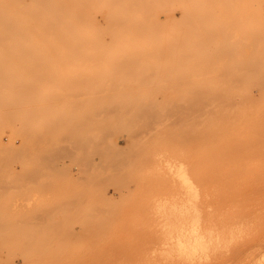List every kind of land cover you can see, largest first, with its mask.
<instances>
[{
    "label": "rangeland",
    "instance_id": "374dc122",
    "mask_svg": "<svg viewBox=\"0 0 264 264\" xmlns=\"http://www.w3.org/2000/svg\"><path fill=\"white\" fill-rule=\"evenodd\" d=\"M250 1L3 0L24 25L0 34V264H264V0ZM178 165L224 237L190 257L167 236V207L190 196Z\"/></svg>",
    "mask_w": 264,
    "mask_h": 264
},
{
    "label": "bare ground",
    "instance_id": "6f19581e",
    "mask_svg": "<svg viewBox=\"0 0 264 264\" xmlns=\"http://www.w3.org/2000/svg\"><path fill=\"white\" fill-rule=\"evenodd\" d=\"M1 2H0V34H4L6 31H7V29H6V26H8V25H10V24H16L17 25V27H16V34H21V32H20V29L22 28V25H24L23 23V21L21 20V18H20V12L22 11V6L21 5H19L17 2L16 3H14V4H11V6H3L2 5V2H3V0H0ZM57 1H59V0H57ZM252 1V0H251ZM250 1V2H251ZM10 2V1H9ZM222 2V1H221ZM225 2V1H224ZM226 3H228L227 1L225 2V4ZM248 3V2H247ZM224 4V3H223ZM249 5H251V4H249ZM224 6V5H223ZM227 7H228V5H227ZM253 7V6H252ZM47 8V7H46ZM147 8V7H146ZM254 8V7H253ZM50 9V8H49ZM163 9V8H162ZM261 9V8H260ZM51 10V9H50ZM147 10V9H146ZM62 11V10H61ZM144 11V10H143ZM83 12V11H82ZM145 12V11H144ZM148 12V11H147ZM149 13V12H148ZM147 14V13H146ZM150 14V13H149ZM65 15V14H64ZM78 16L77 17H79V14H77ZM254 15V14H253ZM13 18H15V20L13 19ZM26 18V17H25ZM81 18V17H80ZM193 18V17H192ZM152 19V18H151ZM120 20V19H119ZM235 20V19H234ZM153 21V20H152ZM194 21V20H193ZM260 21V20H259ZM75 22H77V21H75ZM188 22H190V21H188ZM205 22V21H204ZM169 23V22H168ZM194 23V22H193ZM26 24V23H25ZM173 25V24H172ZM176 25H178V24H176ZM175 25V26H176ZM183 25V24H182ZM191 25V24H190ZM194 25H196V24H194ZM210 25V24H209ZM58 26H61V24L60 25H58ZM197 26V25H196ZM262 26V25H261ZM157 28V27H156ZM161 28V27H160ZM159 29V28H158ZM244 29V28H243ZM176 30V29H175ZM205 30V29H204ZM181 31V30H180ZM99 32V31H98ZM210 32V31H209ZM94 33H95V31H94ZM100 33V32H99ZM180 33V32H179ZM214 33V32H213ZM73 34H76V33H73ZM103 34V33H102ZM172 34V33H171ZM259 34V33H258ZM98 35V33L96 32V36ZM111 35V34H110ZM174 35V34H173ZM204 36H205V34H203ZM214 35V34H213ZM59 36H61V35H59ZM77 36V35H76ZM172 36V35H171ZM40 37V36H39ZM177 37V36H176ZM222 37V36H221ZM221 37H220V40H221ZM42 38V37H41ZM40 39V38H39ZM45 39V38H44ZM94 39V38H93ZM113 39V38H112ZM46 41V40H45ZM95 41H96V39H95ZM13 42V41H12ZM33 42V41H32ZM110 42V41H109ZM95 43V42H94ZM221 43V42H220ZM46 44V43H45ZM139 44V43H138ZM246 44V43H245ZM49 45V44H48ZM162 45V44H161ZM224 45V44H223ZM91 46V45H90ZM247 46V45H246ZM50 47V46H49ZM162 47V46H161ZM222 48V47H221ZM49 49V48H48ZM51 49V48H50ZM5 50V46H4V43L2 42V41H0V54L1 53H3V51ZM43 51V50H42ZM76 51H78V50H76ZM220 51H221V49H220ZM226 51H224V53H225ZM81 53V52H80ZM167 53V52H166ZM165 53V55H167ZM190 53V52H189ZM55 54V53H54ZM53 54V55H54ZM82 54V53H81ZM99 54V53H98ZM227 54V53H226ZM85 55V54H84ZM48 56V54H46V57ZM185 56V55H184ZM226 56V55H225ZM55 57H56V54H55ZM165 57V56H164ZM48 58L49 57H47V61H48ZM57 58H59V57H57ZM158 58V57H157ZM160 58V57H159ZM161 58H162V55H161ZM123 59V58H122ZM177 60H179V59H177ZM46 61V62H47ZM149 61V60H148ZM151 61V60H150ZM49 64L48 65H50V61L48 62ZM60 63H61V61H60ZM150 63V62H149ZM61 64H63V63H61ZM122 66L124 65V64H121ZM118 66V69H119V67H122V66ZM133 65V64H132ZM63 66V65H62ZM144 66V65H143ZM236 66V65H235ZM52 67V66H51ZM145 67V66H144ZM126 68V67H125ZM76 69V68H75ZM127 69V68H126ZM140 69H141V66L139 67V71H140ZM252 69V68H251ZM49 70V69H48ZM74 70V69H73ZM125 70V69H124ZM128 70H129V68H128ZM132 70V69H131ZM137 70V71H138ZM222 70H224V69H222ZM65 71V70H64ZM71 71H72V69H71ZM116 71H118V70H116ZM126 71V70H125ZM150 71H151V66H150ZM79 72V71H78ZM114 72V71H113ZM131 72V71H130ZM152 72V71H151ZM261 72V71H260ZM51 73V75H52V72H50ZM49 73V74H50ZM59 73V72H58ZM81 73H83V72H81ZM127 73V72H126ZM221 73H222V71H221ZM35 74V73H34ZM63 74V73H62ZM62 74H60L61 75V77H59L60 75H58L57 74V76L60 78L59 80L61 81V78H62ZM65 74V73H64ZM68 74V73H67ZM131 74V73H130ZM36 75H38V73L36 74ZM54 76H56V74L54 73L53 74ZM52 75V76H53ZM127 75V74H126ZM223 75V74H222ZM257 75H260L259 73H257ZM40 76V75H39ZM42 76V75H41ZM54 76H53V78H54ZM63 76H66V75H63ZM117 76V75H116ZM132 76V75H131ZM225 76V75H224ZM38 77V76H37ZM43 77H44V75H43ZM42 77V78H43ZM69 77V74L67 75V78ZM143 77V76H142ZM48 78V77H47ZM64 78V77H63ZM62 78V79H63ZM71 78V74H70V77H69V79ZM125 78H126V76H125ZM260 78V76L258 77V79ZM37 79V78H36ZM45 79H46V77H45ZM48 79H50V76H49V78ZM56 79H57V77H56ZM73 79H75V78H73ZM72 79V80H73ZM237 79V78H236ZM255 79V78H254ZM26 80V79H25ZM47 80V79H46ZM68 80V79H67ZM71 80V79H70ZM70 80H68V81H66L67 82V85H68V83H69V81ZM81 80V79H80ZM83 80V79H82ZM82 80H81V82H82ZM114 80H115V78H114ZM147 80V79H146ZM238 80V79H237ZM240 80V79H239ZM49 82H50V80H48ZM52 81V80H51ZM63 81V80H62ZM84 81V80H83ZM255 81H257V80H255ZM258 81H261V80H258ZM257 81V82H258ZM52 82H54V81H52ZM51 82V83H52ZM73 82V81H72ZM75 82H76V80H75ZM80 82V83H81ZM25 83V82H24ZM82 83H84V82H82ZM124 83H125V81H124ZM253 83V82H252ZM256 83V82H255ZM28 84H30V83H28ZM54 85H56L57 83L56 82H54L53 83ZM65 84V85H64ZM64 86L65 87H67L66 86V83L64 82ZM72 84H74V83H72ZM89 83L87 82V85H88ZM116 84V83H115ZM239 84H240V82H239ZM30 85H32V83L30 84ZM29 85V86H30ZM58 85V84H57ZM80 85V84H79ZM83 85V84H82ZM81 85V87H83ZM89 85H91V84H89ZM136 85V84H135ZM28 85H26V87H27ZM59 86H61V85H59ZM58 86V87H59ZM92 86V85H91ZM101 86V85H100ZM103 86V85H102ZM110 86V85H109ZM128 86H130V85H128ZM232 86V85H231ZM235 86V85H234ZM239 86V85H238ZM237 86V87H238ZM62 87V86H61ZM89 87V86H88ZM125 87V86H124ZM68 88H69V86H68ZM79 88V87H78ZM78 88H77V91H78ZM100 88H102V87H100ZM99 88V89H100ZM107 88V87H106ZM123 88V87H122ZM81 89V88H80ZM85 89H87V88H85ZM109 89H115V88H110L109 87ZM121 89V88H120ZM236 89V88H235ZM88 90V89H87ZM87 90H85V91H87ZM156 90V89H155ZM95 91V90H94ZM97 92H98V90H96ZM100 91V90H99ZM67 92V91H66ZM79 92V91H78ZM84 92V90L82 91V93ZM88 92H90V91H88ZM112 92V91H111ZM175 92V91H174ZM80 93V92H79ZM107 93V92H106ZM113 93V92H112ZM81 94V93H80ZM73 95V94H72ZM76 95H77V93H76ZM98 96H99V94H97ZM97 95L95 94L94 96H96L97 97ZM105 95H107V94H105ZM9 97V95H8V93L7 92H5L4 90H2L1 91V93H0V100H5V99H7ZM107 97V96H106ZM221 97V96H220ZM60 98V97H59ZM84 98V97H83ZM164 98H165V96H164ZM198 98V97H197ZM196 100H198V99H196ZM220 100V99H219ZM7 101V100H6ZM199 101V100H198ZM204 101V100H203ZM114 102V101H113ZM64 103V102H63ZM77 103H78V101H77ZM191 103V102H190ZM190 103H189V105H190ZM116 104V103H115ZM82 105V104H81ZM192 105V104H191ZM105 106V105H104ZM179 106H180V104H179ZM183 106V105H182ZM193 106V105H192ZM99 107V106H98ZM203 107V106H202ZM105 107H103V108H101V109H103V112L104 113H106L105 112V110L106 109H104ZM112 108V107H111ZM189 108V107H188ZM100 109V108H99ZM100 109V110H101ZM107 109H108V107H107ZM169 109V108H168ZM184 109H185V105H184ZM184 109L182 110V112L184 111ZM191 109V108H190ZM193 109V108H192ZM196 109V108H195ZM199 109H201V108H199ZM211 109V108H210ZM19 110V109H18ZM109 110L111 111V109L109 108ZM148 110V109H147ZM156 110H157V108H156ZM186 110V109H185ZM142 111H145L144 110V108H143V110ZM149 111V110H148ZM147 111V112H148ZM159 111V110H158ZM170 111V110H169ZM176 111V110H175ZM188 111V110H187ZM193 111V110H192ZM209 111V110H208ZM74 112V111H73ZM94 112V111H93ZM146 112V111H145ZM146 112V113H147ZM157 112V111H156ZM195 112V111H194ZM34 113V112H33ZM84 113V112H83ZM103 113V114H104ZM138 113V112H137ZM141 113V112H140ZM150 113V112H149ZM152 113V112H151ZM155 113V112H154ZM160 113V112H159ZM171 113H176V116H178V114H177V112H171ZM197 113V112H196ZM94 114V113H93ZM148 114V113H147ZM163 114V113H162ZM164 114H166V112H164ZM163 114V115H164ZM5 115V114H4ZM86 115V114H85ZM149 115V114H148ZM148 115L146 116V117H148ZM152 115V114H151ZM155 115H156V113H155ZM181 115V114H180ZM160 116H161V114H160ZM167 116H169V115H167ZM175 116V115H174ZM185 116V115H184ZM183 116V117H184ZM187 116V115H186ZM86 117V116H85ZM115 117V116H114ZM156 117V116H155ZM179 117V116H178ZM182 117V116H181ZM193 117V116H192ZM8 118H9V116H8ZM12 118V117H11ZM162 118H164V117H162ZM190 118V117H189ZM10 119V118H9ZM175 119V118H174ZM181 119V118H180ZM12 119H10V121H11ZM170 120H171V118H170ZM181 120H183V118L181 119ZM180 120V122H182ZM185 120V119H184ZM184 120H183V122H184ZM190 120V119H189ZM9 121V122H10ZM146 121V120H145ZM175 121H176V119H175ZM12 122V121H11ZM22 122V121H21ZM168 121H166V123H167ZM174 122V121H173ZM18 123H19V121H18ZM148 123V122H147ZM146 123V124H147ZM151 123V122H150ZM143 124V123H142ZM168 124V123H167ZM170 124H172V121L170 122ZM176 124V123H175ZM183 124V123H182ZM148 125V124H147ZM169 125V124H168ZM181 125V124H180ZM12 126H13V124H12ZM149 126H151V125H149ZM228 126V125H227ZM14 127V126H13ZM151 128V127H150ZM14 129V128H13ZM140 129V128H139ZM142 129V128H141ZM140 129V130H141ZM261 129V128H260ZM17 130V129H16ZM15 130V131H16ZM18 131V130H17ZM70 131V130H69ZM212 131V130H211ZM245 131V130H244ZM257 131V130H256ZM105 131H103V133H104ZM109 132V131H108ZM205 132V131H204ZM102 133V134H103ZM109 133H111V132H109ZM259 133V132H258ZM262 133V132H261ZM65 135H66V133H64ZM105 134V133H104ZM135 135V134H134ZM149 135V134H148ZM202 135H203V133H202ZM201 136V135H200ZM60 137H62V135L60 136ZM65 137V136H64ZM87 137H89V136H87ZM105 137H106V135H105ZM148 137V136H147ZM206 137V136H205ZM257 137H258V135H257ZM102 138V137H101ZM190 138V137H189ZM254 138V137H253ZM89 139H90V137H89ZM99 139V138H98ZM97 139V140H98ZM185 139V138H184ZM257 139V138H256ZM256 139H254V140H256ZM103 140V139H102ZM253 140V141H254ZM258 140V139H257ZM95 141V140H94ZM93 141V142H94ZM192 141V140H191ZM95 142H98V141H95ZM256 142H258V141H254V143H256ZM22 143V142H21ZM82 143V142H81ZM235 143V142H234ZM261 143V142H260ZM262 143H264V142H262ZM98 144V143H97ZM222 144V143H221ZM250 144V143H249ZM64 145V144H63ZM106 145V144H105ZM239 145V144H238ZM65 146V145H64ZM226 146V145H225ZM261 146H264V145H262L261 144ZM54 147H56V146H54ZM57 147H60V146H57ZM83 147V146H82ZM94 147V146H93ZM95 147H96V144H95ZM94 147V148H95ZM260 147V146H259ZM259 147H258V150H259ZM3 149V148H2ZM11 149V148H10ZM46 149V148H45ZM97 149V148H96ZM116 149V148H115ZM124 149V148H123ZM255 149V148H254ZM254 149H252V150H254ZM68 149H66L64 152H66ZM84 150H85V148H84ZM225 150V149H224ZM231 150V149H230ZM40 151V150H39ZM43 151H44V149H43ZM57 151V150H56ZM94 151V150H93ZM96 151V150H95ZM248 151V150H247ZM255 151V150H254ZM54 152V151H53ZM52 152V153H53ZM61 151H59V154H61L60 153ZM64 152H62V153H64ZM101 152V151H100ZM110 152H113L114 153V151H110ZM130 152V151H129ZM189 152V151H188ZM244 152V151H243ZM251 152V151H250ZM41 153V152H40ZM56 153H58V152H56ZM246 154H247V152H245ZM256 153V152H255ZM51 154V153H50ZM65 154V153H64ZM68 154V153H67ZM97 154V153H96ZM100 154V153H99ZM99 154H98V156H99ZM133 153H131V155H132ZM248 154H250V153H248ZM247 154V155H248ZM254 154V153H253ZM42 155V154H41ZM40 155V156H41ZM58 155V154H57ZM70 155V154H69ZM88 155V154H87ZM95 155V154H94ZM101 155V154H100ZM114 155V154H113ZM129 155V154H128ZM148 155V154H147ZM214 155V154H213ZM212 155V156H213ZM251 155V154H250ZM4 156V155H3ZM27 156V155H26ZM39 156V157H40ZM46 156V155H45ZM48 156V155H47ZM61 156V155H60ZM102 156V155H101ZM198 156V155H197ZM205 156V155H204ZM211 156V155H210ZM209 156V157H210ZM10 157H11V155H10ZM41 157H43V155L41 156ZM49 157V156H48ZM48 157H46V158H48ZM55 157H57V156H55ZM62 157V156H61ZM60 157V158H61ZM70 157H71V155H70ZM84 157V156H83ZM82 157V158H83ZM110 157V156H109ZM147 157V156H146ZM200 157V156H199ZM219 157V156H218ZM242 157H244V155L242 156ZM51 158H53V157H51ZM66 158V157H65ZM81 158V159H82ZM84 158H86V157H84ZM111 158V157H110ZM123 158V156L121 157V159ZM202 159H203V157H201ZM88 159H90V158H88ZM109 159V158H108ZM120 159V158H119ZM194 159H196V158H194ZM193 159V160H194ZM233 159V158H232ZM11 160V159H10ZM50 160V159H49ZM91 160V159H90ZM89 160V161H90ZM110 160V159H109ZM118 160V159H117ZM192 160V161H193ZM201 160V159H200ZM4 161H6V159L4 160ZM9 161V160H8ZM46 161H47V159H46ZM92 161V160H91ZM90 161V162H91ZM123 162H124V160H122ZM204 160H202L201 162H203ZM206 161V160H205ZM209 161V160H208ZM227 161V160H226ZM119 162V161H118ZM144 162H145V160H144ZM228 162V161H227ZM232 162V161H231ZM112 163H115V162H112ZM147 163H149V162H147ZM208 163V162H207ZM216 163V162H215ZM121 164V163H120ZM199 164V163H198ZM113 166V165H112ZM117 166V165H116ZM118 167V166H117ZM154 167V166H153ZM197 167H198V165H197ZM201 167V166H200ZM113 168V167H112ZM111 168V169H112ZM176 169H174V175L176 174V176L178 177V179L180 180V182L182 183V185L183 186H185V191H186V193H188L189 195V197L186 195V197H188L187 198V201H188V203L187 204H184V205H180V206H170V207H167V209H170L171 211H170V213H168V214H170L169 216H171V217H169L168 219H170V220H167V219H165L166 220V224H168L171 228L169 229V233H170V235L171 236H169V235H167L168 237H174V238H176V240H177V242L179 243V245H180V248H181V250H182V253L184 252L185 254L187 253L189 256L188 257H190L191 255H195V254H199V253H205L207 250H209V248H212V246H214V245H217L218 243H220V242H222V240H223V238L224 237H222L221 236V234L220 233H217V230L215 231V227H213L214 226V224H212V220L211 221H209L212 225L211 226H207L208 224H207V222H206V224L207 225H205V220H204V223L202 224V222H203V219H202V214H201V212H200V210H199V207L197 206V204L195 203L196 202V197H194L195 195H196V188H197V186H195L194 184L192 185V181H190V178L191 177H189V175H188V172L186 171L187 169V167H185L184 165H178V166H176L175 167ZM115 169V168H114ZM154 169V168H153ZM191 169V168H190ZM147 170H149V169H147ZM161 170V169H160ZM212 170V169H211ZM121 171V170H120ZM172 171V170H171ZM196 171V170H195ZM154 172V171H153ZM158 174H159V172L158 171H156ZM116 173H117V171H116ZM118 173H119V171H118ZM126 174V173H125ZM23 175H25V174H23ZM120 175V174H119ZM29 176V175H28ZM27 176V177H28ZM125 176V175H124ZM24 177V176H23ZM20 178V177H19ZM18 179V178H17ZM174 179V178H173ZM20 180V179H19ZM194 186L196 187V188H194ZM180 187V186H179ZM184 191V192H185ZM182 192V191H181ZM182 198V197H181ZM219 198V197H218ZM223 198H225L224 196H223ZM220 199H222V198H220ZM230 199V198H229ZM233 199V198H232ZM185 200V199H184ZM186 201V200H185ZM186 201V202H187ZM207 201V200H206ZM219 201V200H218ZM224 201V200H223ZM173 202V201H172ZM209 202V201H208ZM207 202V203H208ZM212 202V201H211ZM210 203V202H209ZM169 204V203H168ZM159 205V204H158ZM223 205V204H222ZM227 205V204H226ZM160 207V206H159ZM206 207H208V206H206ZM217 206H215V208H216ZM235 207H237V206H235ZM157 208V207H156ZM139 209V208H138ZM173 210H175V212H173ZM138 211V210H137ZM136 211V212H137ZM169 211V210H168ZM177 211V212H176ZM212 211V210H211ZM165 213V212H164ZM218 213V212H217ZM216 213V214H217ZM227 213V212H226ZM166 214H167V212H166ZM168 214H167V216H168ZM212 214H213V211H212ZM162 215V214H161ZM165 215V214H164ZM209 215V214H208ZM215 215V214H214ZM213 215V216H214ZM216 216V215H215ZM218 216V215H217ZM166 217V216H165ZM206 217V216H205ZM164 218V217H163ZM163 218H162V220H163ZM167 218V217H166ZM217 218V217H216ZM208 222V223H209ZM214 222H215V220H214ZM213 222V223H214ZM163 223H165V222H163ZM162 222H161V225L163 224ZM210 223H209V225H210ZM216 223V222H215ZM151 224V223H150ZM158 225V224H157ZM206 226L204 229H203V226ZM156 226V225H155ZM216 227H217V224L215 225ZM231 229V228H230ZM147 230H148V228H147ZM163 230V229H162ZM132 231H134V230H132ZM164 231H165V229H164ZM168 230H166V232H167ZM229 231V230H228ZM231 231V230H230ZM135 232V231H134ZM222 232V231H221ZM224 232V231H223ZM164 233V232H163ZM217 233V234H216ZM226 233V232H225ZM231 233V232H230ZM230 233H228L229 235H231ZM166 235V234H165ZM220 235V236H219ZM137 238H138V236H136ZM136 237H134V239L136 238ZM144 237V236H143ZM143 237H141V238H143ZM164 237V236H163ZM147 238V237H146ZM146 238L144 237L143 239H141V240H143V241H145L146 240ZM166 238V237H165ZM171 238V239H172ZM229 238H231V237H229ZM148 239V238H147ZM140 240V239H139ZM175 240V241H176ZM226 240V239H225ZM136 241V240H135ZM142 241V242H143ZM160 241V240H159ZM158 241V242H159ZM152 243H154V242H152ZM161 243V242H160ZM162 244V243H161ZM136 245V244H135ZM139 245V244H138ZM144 245V244H143ZM148 245H149V243H148ZM142 246V245H141ZM140 246V247H141ZM147 246V245H146ZM150 246V245H149ZM149 246H147V247H149ZM161 246V245H160ZM132 248H133V246H131ZM136 247H138V246H136ZM142 247H144L145 248V246H142ZM151 248H152V246H150ZM172 248V247H171ZM179 248V247H178ZM139 249H143V248H139ZM137 251H139V250H137ZM148 251H149V249H148ZM165 252V251H164ZM208 252V251H207ZM144 253H145V251H144ZM181 253V252H180ZM141 254V253H140ZM139 254V255H140ZM138 255V254H137ZM167 256V255H166ZM185 257V256H184ZM138 260H139V258H138Z\"/></svg>",
    "mask_w": 264,
    "mask_h": 264
}]
</instances>
